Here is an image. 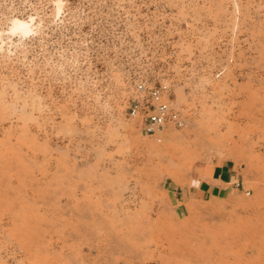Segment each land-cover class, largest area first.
Wrapping results in <instances>:
<instances>
[{
    "label": "rangeland",
    "instance_id": "374dc122",
    "mask_svg": "<svg viewBox=\"0 0 264 264\" xmlns=\"http://www.w3.org/2000/svg\"><path fill=\"white\" fill-rule=\"evenodd\" d=\"M0 264H264V0H0Z\"/></svg>",
    "mask_w": 264,
    "mask_h": 264
},
{
    "label": "built area",
    "instance_id": "2783aa9c",
    "mask_svg": "<svg viewBox=\"0 0 264 264\" xmlns=\"http://www.w3.org/2000/svg\"><path fill=\"white\" fill-rule=\"evenodd\" d=\"M129 114L140 121L141 131L147 136L156 135L170 124L185 126L181 113L172 105L171 87L166 83H138Z\"/></svg>",
    "mask_w": 264,
    "mask_h": 264
},
{
    "label": "crops",
    "instance_id": "0c3cea01",
    "mask_svg": "<svg viewBox=\"0 0 264 264\" xmlns=\"http://www.w3.org/2000/svg\"><path fill=\"white\" fill-rule=\"evenodd\" d=\"M238 179L239 175L231 163L217 164L212 169L208 168L203 171L196 187V193L203 198H221L227 195L230 189L240 186ZM171 194H173V201L177 204V214L179 215L185 207L186 191L176 188ZM187 194H189V190Z\"/></svg>",
    "mask_w": 264,
    "mask_h": 264
},
{
    "label": "bare ground",
    "instance_id": "6f19581e",
    "mask_svg": "<svg viewBox=\"0 0 264 264\" xmlns=\"http://www.w3.org/2000/svg\"><path fill=\"white\" fill-rule=\"evenodd\" d=\"M24 24H25V23H23L22 21H18V22H17V27H18L19 29H22V30L26 31V28H25L26 26H25ZM232 141H233V140H232ZM228 142H229V141H228ZM230 142H231V140H230ZM233 143H234V142H232V145H233ZM226 144H227V146H229L228 143H226ZM230 146H231V144H230Z\"/></svg>",
    "mask_w": 264,
    "mask_h": 264
}]
</instances>
